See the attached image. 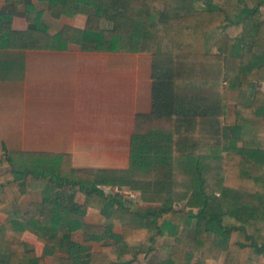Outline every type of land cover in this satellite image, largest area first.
<instances>
[{"label":"trees","instance_id":"obj_1","mask_svg":"<svg viewBox=\"0 0 264 264\" xmlns=\"http://www.w3.org/2000/svg\"><path fill=\"white\" fill-rule=\"evenodd\" d=\"M48 1L53 17L83 14L86 27L51 35L35 21L16 32L0 17V48L149 54L152 109L136 115L127 170L75 169L71 155L0 156V208L36 188L43 195L22 219L1 223L0 264L37 263L26 232L46 255L68 245L74 254L61 264H264V0ZM102 186L161 206L133 210ZM89 209L108 223L87 225ZM81 230L105 241L100 253L72 241ZM159 250L168 256L154 262Z\"/></svg>","mask_w":264,"mask_h":264},{"label":"crops","instance_id":"obj_2","mask_svg":"<svg viewBox=\"0 0 264 264\" xmlns=\"http://www.w3.org/2000/svg\"><path fill=\"white\" fill-rule=\"evenodd\" d=\"M0 17H8L16 32H25L33 22L41 21L51 35L66 26L84 29L87 24L83 14L53 17L48 0H23L18 7L15 0H0ZM151 65L149 54L85 52L75 44L64 51L0 48V156L6 150L71 155L75 169H129L136 115L152 109ZM42 201V191L36 188L21 202L2 206L0 225L9 217L22 219L32 204ZM86 201L84 193L75 194L79 206ZM129 206L146 211L161 204L142 201ZM86 223L103 226L108 219L89 209ZM114 233L122 234L117 220ZM23 241L34 251L35 264H61L74 254L65 245L46 255L45 244L31 232L24 234ZM72 241L93 253H100L105 245V241L90 240L82 230L72 234ZM167 256L159 250L152 259L160 262ZM0 260L6 256L0 253ZM224 262L222 257L207 264Z\"/></svg>","mask_w":264,"mask_h":264},{"label":"built area","instance_id":"obj_3","mask_svg":"<svg viewBox=\"0 0 264 264\" xmlns=\"http://www.w3.org/2000/svg\"><path fill=\"white\" fill-rule=\"evenodd\" d=\"M104 191L108 195H121L127 200H129L132 204L137 205L139 200H141V195L139 192L133 191L127 187H107L104 188ZM142 201V200H141ZM137 203V204H136Z\"/></svg>","mask_w":264,"mask_h":264},{"label":"rangeland","instance_id":"obj_4","mask_svg":"<svg viewBox=\"0 0 264 264\" xmlns=\"http://www.w3.org/2000/svg\"><path fill=\"white\" fill-rule=\"evenodd\" d=\"M129 115H131V113H129ZM234 120H235V110H234L233 106H230L229 112H228V117L226 118V124L231 125L234 123ZM137 203L141 204L142 201L139 200ZM184 205H185V203H181V204H178L176 207L182 208V207H184Z\"/></svg>","mask_w":264,"mask_h":264}]
</instances>
